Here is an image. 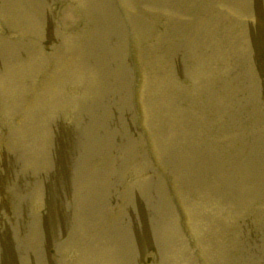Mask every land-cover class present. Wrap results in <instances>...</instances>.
<instances>
[{
  "label": "rangeland",
  "instance_id": "1",
  "mask_svg": "<svg viewBox=\"0 0 264 264\" xmlns=\"http://www.w3.org/2000/svg\"><path fill=\"white\" fill-rule=\"evenodd\" d=\"M247 2L138 0L125 143L89 100L82 55L20 61L2 43L0 264H264V114L248 121L264 52L233 41ZM67 6L72 23L92 9ZM1 9L7 35L36 26L24 0Z\"/></svg>",
  "mask_w": 264,
  "mask_h": 264
},
{
  "label": "bare ground",
  "instance_id": "2",
  "mask_svg": "<svg viewBox=\"0 0 264 264\" xmlns=\"http://www.w3.org/2000/svg\"><path fill=\"white\" fill-rule=\"evenodd\" d=\"M132 6V5H131ZM69 7V6H68ZM131 8V7H130ZM124 9V8H123ZM70 10V9H69ZM73 10V9H72ZM72 10H71V12H72ZM93 10H95L96 11V14H101L100 12H99V10H97V9H90V10H88L87 11V13L89 12V13H91V11H93ZM23 13V12H22ZM63 15L65 16V17H67V16H69V12H68V10L67 9H65L64 10V13H63ZM73 16V15H72ZM67 19V18H66ZM75 20V19H74ZM24 36V35H23ZM26 37V36H25ZM23 38V37H22ZM10 44V43H9ZM9 46V45H8ZM8 49V48H7ZM1 50V49H0ZM70 52V51H69ZM2 54V53H1ZM55 54H56V52H55ZM70 54V53H69ZM73 54V53H72ZM11 58L13 59V57L11 56ZM64 58V57H63ZM54 59V58H53ZM58 59V58H57ZM60 59V58H59ZM6 60H8V59H6ZM4 61V60H3ZM62 61V60H61ZM8 63H10V61L8 62ZM11 66V65H10ZM9 67V66H8ZM17 69V68H16ZM9 70V69H8ZM22 70V69H21ZM16 72V71H15ZM11 74V73H10ZM23 74V73H22ZM19 77V76H18ZM1 78V77H0ZM5 85V84H4ZM85 178V177H84ZM89 178V177H88ZM104 184V183H103Z\"/></svg>",
  "mask_w": 264,
  "mask_h": 264
}]
</instances>
